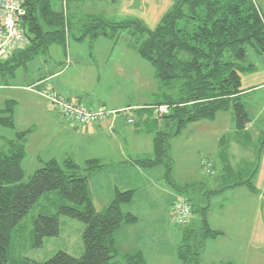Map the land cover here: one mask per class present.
<instances>
[{
    "label": "rangeland",
    "instance_id": "374dc122",
    "mask_svg": "<svg viewBox=\"0 0 264 264\" xmlns=\"http://www.w3.org/2000/svg\"><path fill=\"white\" fill-rule=\"evenodd\" d=\"M176 1L67 0L69 31L66 35V43H52L47 52L37 55L26 66L17 68L13 75L0 74V109L6 99L15 101L13 128L0 124V150H8L7 139L13 137L16 131L30 130L27 137L28 148L22 160L24 180L36 168L42 166L36 155H43L44 151L54 146L56 138L60 136V132L57 131L58 125L63 124L69 129L73 127L65 118L59 117L57 109L48 105L44 96L42 98L39 91L45 87L39 88L35 83L44 75L48 76L64 68L67 54L73 55L74 51L89 50L90 46L115 45L122 47V50L131 48L134 51L132 53L137 54L135 49L138 45L137 41L143 39L146 32H138L135 28L136 23L145 28H154L163 15L173 8ZM254 1L264 16V0ZM63 2L64 0H51L52 6L56 9L62 8ZM89 15L100 16L110 23L129 21L131 25L118 30L119 32L114 36L76 39L75 37L80 34L81 24L85 23L84 19ZM243 64H252L250 69L240 73V88L243 90L240 101L251 120L243 129L236 127L234 111L231 108L219 111L213 119H200L188 123L177 133H175L176 120L169 117H155V110L148 109L151 105L143 107V110L154 111L146 122H143L142 117L133 110L118 113L131 118V121H125L126 136L119 147L115 143L100 149L105 158L113 161H123L124 158L125 160L128 158L131 164L132 160L152 158L153 137L146 131L154 132L156 136L167 135L168 151L167 157H162L160 164L149 167L152 176L150 181L153 182L150 184L151 187L144 183V174H138L134 169L128 174L119 171L112 173L116 182L126 180L138 188L134 190L132 200L121 206L123 212H131L137 220L132 224H122L116 230L115 238L119 247V255L116 259L122 258L123 253L132 249H140L147 264H182L178 258V248L185 237L187 226L172 222L169 213L174 200L172 194L177 192L190 204L195 203V212L192 214L193 226L198 227L199 221L203 219L201 208L209 200L210 205L205 211L207 220L228 230L226 237L207 239L201 248L197 242L200 238L185 237L184 240H188L190 244H197L200 264H223L227 261L233 264H264V186L262 188L264 161L261 163L264 159V148L260 161L259 158L256 160L258 162L254 161L253 153V149L261 144V139L259 136L255 138V133L264 127V51L259 52L255 47L248 45ZM75 65L73 63L71 67ZM148 65L151 71L152 68L149 63ZM152 82L156 84L149 86L153 99L149 102H164L168 96L176 98L179 94L175 87L164 85L158 87L157 82L151 80ZM52 115L55 119L57 116L59 118L53 121ZM135 123L138 125L135 126ZM129 128L135 130L139 128L140 131H130ZM136 135L143 137L139 145L131 140V137ZM50 140H53L51 144ZM47 144L49 145L45 146ZM87 147L92 153L98 152L94 140ZM55 150L61 157L73 154V149L68 143ZM77 158L81 160L82 157L77 155ZM209 158L214 166L211 173L204 174L201 166ZM143 167L147 168V166ZM258 167L263 169V174L260 176L258 170L256 171ZM251 175H254L253 184L261 190L260 197L257 196L258 194L255 195L261 202L260 212H257L256 203L255 210L251 207L252 196L247 200L240 194V191L247 192V186L242 187L241 190L239 187L234 192H232L233 188L227 190L234 183L246 180ZM189 180L197 181L199 184L187 187L185 183ZM226 184L229 185L225 190L220 191L224 194L209 193V190L220 189L218 185L222 188ZM94 187V180H91L90 188ZM238 203L242 206L249 205L241 208V213L237 214L227 208L228 206L236 208L235 205ZM54 211L52 207L37 204L12 229L8 264H37L59 250L75 257L82 254L84 224L80 220L64 215L59 216L60 230L57 235L45 237L42 246H31L33 218L39 212Z\"/></svg>",
    "mask_w": 264,
    "mask_h": 264
},
{
    "label": "trees",
    "instance_id": "16d2710c",
    "mask_svg": "<svg viewBox=\"0 0 264 264\" xmlns=\"http://www.w3.org/2000/svg\"><path fill=\"white\" fill-rule=\"evenodd\" d=\"M66 5L67 0L62 4L63 9L54 8L51 0L25 1L26 13L20 25L28 43L0 60L1 75H13L17 68L47 52L52 43H66L69 31ZM84 20L76 39L114 36L118 30L131 25L129 21L110 23L93 15ZM135 28L138 32H146V36L137 41L135 49L150 64L158 87L164 85L178 90L176 98L168 96L164 102L157 101L148 106L154 110L157 105H168V112L160 117L176 120L175 133L188 123L213 119L219 111L230 108L234 111L236 127L243 129L247 126L251 120L240 101L243 91L240 73L252 67V64H243L248 45L259 52L264 51V16L254 0H177L154 28H145L138 23ZM14 105L13 99L4 101L0 109V124L13 128ZM29 133V129L16 131L7 139L8 150H0V264H8L12 229L37 204L52 207L55 211L39 212L33 218L31 246H42L45 237L59 233L60 215L84 224L80 256L59 250L37 264H147L140 249H132L116 259L119 255L116 230L122 224H132L137 220L131 212L121 209L123 204L132 200L134 190L116 188L110 202L97 211L88 184L90 174L103 166L97 158L87 159L83 165L70 157L62 160L50 158L24 180L22 160ZM166 136L154 133V156L136 159L135 162L147 167L160 164L162 157H167ZM258 136L261 144L255 149V161L260 159L264 148V127ZM253 176L232 186L245 185L255 191ZM198 184L185 185L194 187ZM226 187L209 193L217 194ZM208 202L201 208L203 219L198 227L193 226L191 220L195 203L191 204L189 222L178 224L187 226L185 237L200 238L197 241L200 248L205 240L223 233L208 224L205 213L210 205ZM185 237L178 248L179 261L182 264H200L197 244H190L184 240ZM223 264L233 263L227 261Z\"/></svg>",
    "mask_w": 264,
    "mask_h": 264
},
{
    "label": "crops",
    "instance_id": "0c3cea01",
    "mask_svg": "<svg viewBox=\"0 0 264 264\" xmlns=\"http://www.w3.org/2000/svg\"><path fill=\"white\" fill-rule=\"evenodd\" d=\"M132 52L134 51L131 48L122 50V47H118L115 45H106L102 47L90 46L89 50L74 51L73 55L67 54L64 68L60 69L57 72L50 73L48 76L44 75L35 83L39 88L41 86L50 88L57 94L81 102L88 107L102 106L105 107L108 111L103 119L97 123L76 125L70 127V129L63 124H57V131L60 132V136L59 138H56V143L54 144V146L44 151L43 155H36V158L41 165L44 161L50 158L62 160L66 157H70L80 165H83L84 162L90 158L99 159L103 166L99 170H96L90 174L88 183L92 201L97 211L102 210L110 202L116 188H119L121 190L138 189L137 187L132 186L130 182L126 180L116 182V180H114L112 177L113 172L118 173L119 171L123 174H128L130 170L134 169L137 171L136 173L144 174V183H146V185L151 187L150 184L153 183L150 181L152 179V176L149 173V167L144 169V167L137 164L135 160H132L131 164L130 162H128V158L126 160L124 158L123 161H113L112 159L109 160L108 158H105V156L100 152V149L107 148L110 146V144L114 145L116 143L119 147L121 141H124L125 139L126 135L124 134V132L127 130L125 121H129V119L131 118H127L123 114L118 113H120L121 111L129 112L130 110H133L137 113V115H140V117H142L143 122H146L148 120V116L154 114V111L152 112L150 110L151 112H149L148 110H143V107L155 103L149 102L150 99L153 100L151 98L149 86L150 84L152 86H155L156 84H154L153 82L151 83V80L156 82L152 73L153 71H150L147 61L142 59L138 53L135 54ZM71 56H73V58ZM82 59L83 61L81 62ZM73 63L76 64L75 67H71ZM79 64L81 66H79ZM46 82H48V84H45ZM58 114L60 115L59 117H62L59 112ZM59 117L57 116V118ZM51 119L53 121L56 120L53 115L51 116ZM134 125L137 126L138 123H135ZM128 130H133L135 132L140 131L139 128L138 130L132 128H129ZM146 132L150 133V135H152L153 137L154 132ZM258 134L259 131L255 133V138H257ZM27 137L28 135L26 136L25 140V155L28 148ZM118 137H120L121 139H119ZM152 137L150 136L151 142ZM142 139L143 137L141 135H136L133 138L131 137V140L133 142L135 141L137 145L140 144ZM92 140H94L95 148L98 152L92 153L88 149L89 147H87V145L89 146ZM52 141L53 140H50V144L52 143ZM66 143H68L72 147L73 154H68L67 156L61 157L57 154V150L55 149H57L58 147H62ZM48 145L49 144L45 146ZM253 153L255 154V149H253ZM77 155H80L82 157L81 160L77 158ZM263 161L264 159L261 161V163ZM223 165L226 166V164ZM258 168L257 170L260 176L261 174H263V169ZM91 180H94L95 183V187L92 189L90 188ZM146 180L148 182H146ZM192 182L196 183L197 181L189 180L184 183L187 184ZM227 185L229 184H226L225 186ZM263 186L264 178L262 179V188ZM217 187L221 188V185H218ZM239 187L241 190L242 187L246 186H231L228 187L227 190L233 188L232 192H234V190H238ZM209 191H213V189ZM260 193L261 190H258V188L256 187L255 191H251L249 189H247L246 193L245 191L243 193L240 191L242 197H246L247 200L250 199L248 197L252 196V199H250L252 201V204L250 205L255 210L254 206L256 203L257 212L262 211L261 202L258 199V197H260ZM220 194L224 193L219 192L216 195ZM256 194H258V197L255 196ZM178 195L179 193L177 192H174L172 194L174 200ZM248 205L249 204L242 206L238 203L237 205H235L236 208H234V206H228L227 208L229 209V211L231 210L232 212H235L237 214L241 213V208H245ZM208 224L211 228L218 229L223 232L216 238L226 237V234L228 233L226 227L221 228L220 226H216L209 221ZM239 228L240 226H238L237 229Z\"/></svg>",
    "mask_w": 264,
    "mask_h": 264
},
{
    "label": "built area",
    "instance_id": "2783aa9c",
    "mask_svg": "<svg viewBox=\"0 0 264 264\" xmlns=\"http://www.w3.org/2000/svg\"><path fill=\"white\" fill-rule=\"evenodd\" d=\"M25 1L0 0V60L8 58L14 51L22 49L28 43L20 25V20L26 13ZM39 93L73 126L97 123L108 113L105 107H88L81 102L57 94L50 88H44ZM154 110L155 116L160 117L168 112V105H157ZM212 168L213 163L209 158L201 169L204 174H207L212 172ZM169 213L173 222L185 224L191 217V204L185 197L178 195L173 201Z\"/></svg>",
    "mask_w": 264,
    "mask_h": 264
}]
</instances>
